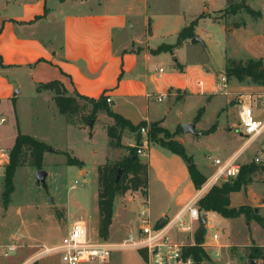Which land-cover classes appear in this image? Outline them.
Returning <instances> with one entry per match:
<instances>
[{"label":"rangeland","instance_id":"rangeland-1","mask_svg":"<svg viewBox=\"0 0 264 264\" xmlns=\"http://www.w3.org/2000/svg\"><path fill=\"white\" fill-rule=\"evenodd\" d=\"M230 1L241 0H215L218 7L206 6L203 12L211 17L202 22L195 31V35H199L204 44L184 47L176 53L175 59L184 63L188 84H192L195 94L177 103L172 97H166L163 101H157L156 96L150 99L152 116L162 118L166 114L167 128L161 124L160 126L170 135L180 129L171 138L184 145L187 155L192 157L198 169L207 177L216 170L215 158L227 159L238 150V161L244 165L253 161L255 155L264 147L263 133L257 141L243 148L246 137L241 135L236 104L242 93H250L255 115L264 121V85L255 83L250 78L242 82L227 78L226 88L219 85L221 77L226 76L225 69L230 60L246 62L250 58H262L264 61V0L246 1L255 11L260 12L258 17H253L244 10L236 15L229 14L224 9ZM170 4L175 13L181 9L179 0H172ZM96 6L91 5L92 9ZM134 23L132 33L135 38L140 39L145 31L141 16H136ZM235 23H239L240 27L235 28ZM183 26L171 23L168 30H181ZM176 34L175 32L163 39H154L151 44H173L177 40ZM172 59L162 58L158 60V66H163L166 73L174 72L175 62ZM21 80L22 93L0 104V116H5V122L0 125V141L5 147L12 148L18 129L47 143L55 151L49 149L44 154L43 170L47 172L45 185L37 180L36 166L30 163L19 166L14 176V191L8 200L4 195L5 171L0 168V245L15 248L1 262L24 264L30 258L37 261L36 264H64L58 252L39 254L46 247L60 243L72 222L80 216L85 218L93 238L99 237L98 167L104 163H121L131 151L127 147L117 149L109 145L107 127L113 120L106 113L99 112L90 126L82 118L92 111V105H87L80 115L73 117V121L78 122L74 124L59 111L54 97L51 96L52 101L46 94L39 95L38 89L27 77ZM198 80H202L204 90L213 95L212 101L199 93L201 88L197 86ZM53 94L54 92L50 93ZM110 108L115 110L112 105ZM200 109L203 112L197 117ZM139 119L134 117L135 122ZM187 120L196 123L200 135L182 130V123L188 122ZM213 125L216 130L210 132ZM122 135L123 142L127 145L135 136L129 130ZM153 148L154 152L159 151L155 145ZM67 153L85 164L81 167L68 164ZM140 157L142 155H138L139 160ZM258 165H264V162ZM182 166L155 165L156 173L155 170L150 172L153 218L160 217L163 212L168 216L174 214L171 210L176 201L163 190L159 180L165 172L168 173L167 176L182 174ZM183 167L184 173H187V165ZM235 181L232 178L221 183ZM74 184L76 187L72 188ZM185 187V193L189 194L198 190L191 182ZM143 200L144 196L140 191H128L116 198L113 223L108 236L110 240H121L137 229ZM229 207L233 210L242 208L243 212L236 217L227 218L213 211L206 212L208 223L203 241H210V233L219 231L220 244L224 246L220 248L219 257L214 255L218 248L210 247V259H205L201 264H249L252 259L250 248L264 246V225H260L253 218L257 215L264 220V169L259 168L248 185L231 194ZM108 264H146V261L137 250H122L114 252ZM257 264H264V259H257Z\"/></svg>","mask_w":264,"mask_h":264},{"label":"crops","instance_id":"crops-1","mask_svg":"<svg viewBox=\"0 0 264 264\" xmlns=\"http://www.w3.org/2000/svg\"><path fill=\"white\" fill-rule=\"evenodd\" d=\"M171 1L0 0V104L22 93L21 79L24 77L35 88L40 83L59 80L68 94L110 97L109 105L115 108L113 111L134 124L145 121L149 125L162 120L161 125L165 126L166 114L162 118L152 116L150 99L153 96L172 97L177 103L196 91L192 84H188L184 63L175 58L184 47L198 43L190 41L173 53L155 54L150 49L163 42L152 46L151 41L175 32L177 36L180 30H168L171 23L185 27L204 13L206 6L218 7L215 0H179L181 9L175 13L171 9ZM94 4L97 6L92 9ZM136 16H141L145 27L140 39L132 33ZM209 18L201 19L196 29ZM149 23L151 33L148 31ZM162 58H173L174 72L166 73L163 66H158V60ZM198 85L201 88L199 93L212 101L213 95L204 90V82L198 80ZM187 90H190L189 94ZM51 92L38 90L37 93L46 94L53 101ZM134 117L140 119L135 122ZM16 135L17 132L14 140ZM153 145L159 148L157 153ZM140 161L148 164L149 174L154 170L156 173L155 165H187L180 155L153 143ZM183 166L182 174L167 176V172L161 173L159 180L163 190L176 201L171 210L173 213L195 194L185 193V186L189 182L193 184V181L189 171L184 173ZM150 196L149 183L148 199L152 213ZM162 215H166L165 212ZM79 219L86 222L83 216L75 220Z\"/></svg>","mask_w":264,"mask_h":264},{"label":"trees","instance_id":"trees-1","mask_svg":"<svg viewBox=\"0 0 264 264\" xmlns=\"http://www.w3.org/2000/svg\"><path fill=\"white\" fill-rule=\"evenodd\" d=\"M247 0L240 2L230 1V4L224 9L231 15H236L241 10L251 14L253 17L260 16L259 11H255ZM211 17L209 14H200L188 25L183 27L177 35L175 43H162L157 48L153 49L152 53L171 52L173 53L176 48L182 47L184 44L189 43L195 36V30L199 21L203 18ZM235 28L240 27L239 23H235ZM151 33L149 23L148 28ZM226 77L228 79L234 78L240 82L246 78H250L255 83L264 85V61L262 58H250L246 62L242 60H230L226 66ZM39 91L50 90L54 92V101L59 111L68 117L72 123L74 116L80 115L87 105H92V111L87 116H82L83 121L89 122L95 120L99 112L106 113L113 122L107 127L109 137V145L113 148H130L131 154L125 158L121 163H104L98 167L99 171V236L108 238L110 226L113 223L114 205L116 198L124 195L128 191H140L142 195L148 196L149 186V167L147 163L139 160L135 148L126 146L123 141V133L129 130L134 133L136 140H140V127H149V139L152 143L159 144L160 146L169 149L171 152L180 155L186 162L188 171L197 189L201 188L207 181L208 177L200 172L192 157L187 155L184 145L174 140L173 135L178 134L180 129L176 130L174 134L170 135L169 132L160 126L162 120L147 124L143 121L138 124L132 123L130 120L121 114L111 110L107 97L101 95L99 98H92L79 93L68 94L67 89L59 80H52L46 83H40L37 86ZM203 112L200 109L197 117ZM182 128V126H181ZM183 130V129H182ZM216 130L213 125L211 131ZM209 132V131H208ZM159 134H162L159 137ZM50 145L38 140L37 138L17 131L15 142L11 148V159L8 165L4 168V186H5V199L8 200L14 191V176L19 166L27 163L33 164L37 169L44 167V154L50 149ZM67 155V163L72 165L83 166L85 163L77 157H72L69 153ZM264 169V165H258L251 161L241 165L240 172L235 178V183L219 182L209 188L204 196L199 200V207L203 212L213 211L223 217H236L243 209L233 210L229 207L230 196L233 192L241 189L242 186L248 185L253 174L259 169ZM121 170V174L119 176ZM260 225H264V220L259 216L253 217ZM206 229L201 228L197 233V242L203 241ZM251 258L264 259V246H252ZM196 262H203L205 259H210V254L206 252L202 246H196L192 250ZM37 261L31 264H36Z\"/></svg>","mask_w":264,"mask_h":264},{"label":"built area","instance_id":"built-area-1","mask_svg":"<svg viewBox=\"0 0 264 264\" xmlns=\"http://www.w3.org/2000/svg\"><path fill=\"white\" fill-rule=\"evenodd\" d=\"M162 70L161 68L160 71ZM219 85L221 88H226L227 77L225 75L221 77ZM164 98V96H159L157 100L162 101ZM106 99L108 103L111 102L110 97ZM237 105L242 128L241 135L246 137L243 145L245 148L257 141L264 133V121L256 117L250 93H242L237 99ZM4 122L5 118L0 117V125ZM139 133L140 140H136L134 136V139L128 142V146L135 148L138 155H145L151 146L149 127H140ZM239 154L240 151L227 159L215 158V172L172 216L161 215L153 218L148 196L143 195V206L138 214V227L121 240L114 241L100 236L93 238L87 223L79 219L72 222L60 243L46 247L39 255L58 252L64 264H104L105 260L109 261L116 251L137 250L143 255L146 264H195L192 250L196 246H202L209 254L210 247H217L218 250L214 255L219 257L220 248L224 246L220 244L219 231L210 233V241L197 242L198 231L201 228L206 229V223H208L207 218L205 223L202 220L203 211L199 207V200L211 186L238 176L242 165L238 161ZM10 159L11 148L5 147L0 141V168H5ZM253 162L257 164L264 162V147L255 155ZM75 187L76 184L72 186V188ZM14 250V247L0 245V264H2L1 259ZM32 262H34L33 259H29L25 264Z\"/></svg>","mask_w":264,"mask_h":264},{"label":"water","instance_id":"water-1","mask_svg":"<svg viewBox=\"0 0 264 264\" xmlns=\"http://www.w3.org/2000/svg\"><path fill=\"white\" fill-rule=\"evenodd\" d=\"M263 14H264V12H263ZM191 41H192V43H195V44H197V43H203V40L200 38L199 35H195L192 38ZM93 122H94L93 120H90L88 123H89L90 126H92L93 125ZM182 129H183L184 132L191 133L193 135H200L201 134V132H198L196 130V123L195 122H191V123L185 122V123H182ZM50 151L54 152L55 149L50 148ZM120 174H121V170H120L119 176H120ZM36 175H37L38 182H40V183H42V184L45 185L46 178H47V172L44 171L43 169H38ZM201 217H202L203 222L205 223L206 222V212H203L202 215H201ZM163 220L164 219H162V221ZM195 264H201V262H196ZM249 264H257V259H255V258L250 259L249 260Z\"/></svg>","mask_w":264,"mask_h":264}]
</instances>
